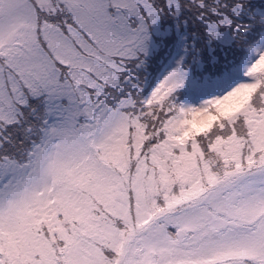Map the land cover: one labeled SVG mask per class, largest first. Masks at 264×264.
Segmentation results:
<instances>
[{
  "label": "snow or ice",
  "instance_id": "6c2138e0",
  "mask_svg": "<svg viewBox=\"0 0 264 264\" xmlns=\"http://www.w3.org/2000/svg\"><path fill=\"white\" fill-rule=\"evenodd\" d=\"M0 264H264V0H0Z\"/></svg>",
  "mask_w": 264,
  "mask_h": 264
}]
</instances>
